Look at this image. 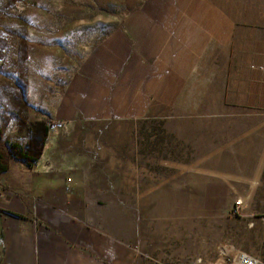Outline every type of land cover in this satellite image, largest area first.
<instances>
[{"label":"rangeland","instance_id":"374dc122","mask_svg":"<svg viewBox=\"0 0 264 264\" xmlns=\"http://www.w3.org/2000/svg\"><path fill=\"white\" fill-rule=\"evenodd\" d=\"M4 5L0 0V264L12 224L4 218L8 203H22L12 187L43 182L61 183L74 210L124 247L116 264H220L262 249L264 91L236 82L239 97H232V73L245 79L241 72L252 67L244 42L218 37V24L253 20L255 11L263 22L264 0ZM125 22L138 32L140 49L125 59L114 88L94 100V84L78 66ZM167 24L175 28L166 38H180L183 56L158 69L151 89L149 29ZM253 41L257 53L264 33ZM67 98L73 101L57 104ZM40 118L50 122L44 137Z\"/></svg>","mask_w":264,"mask_h":264},{"label":"crops","instance_id":"0c3cea01","mask_svg":"<svg viewBox=\"0 0 264 264\" xmlns=\"http://www.w3.org/2000/svg\"><path fill=\"white\" fill-rule=\"evenodd\" d=\"M258 15V11H255L253 20L250 15L247 18L232 17L229 19L230 22L221 23V25L226 26L221 27L223 30L219 29L218 24V37L224 35L227 39H231L236 46L240 44L242 46L244 42L242 49L247 51V59L245 58L244 61L252 67L251 71L248 68L247 74L244 71L241 72L242 77L245 79L233 78V75L237 72L232 73L229 85L234 90L232 92L233 98L239 97L238 93H235L236 88L233 86L236 82H245L247 89H262L264 91V47L258 45L256 53V47L254 46L253 51L252 43L255 40L256 33H264V21L261 22L258 19L260 15ZM261 17L264 19V13ZM219 18V22L223 20H219ZM229 23L230 25H228ZM252 24H254V27ZM171 26L167 24L168 29L166 30L157 27L146 28L150 30V33L151 31L155 32V39L148 42L151 66L154 72L150 77L152 81L150 86L149 84L144 85V89L148 86L151 89L153 88L159 70L165 63H170L171 57L183 56L184 49L181 48L180 38L178 36L177 39L174 36L166 38L168 33L175 28L169 29ZM260 26H262V29ZM122 27L115 28L114 32L106 37L103 43L96 46L87 55L85 61L83 60L81 65L78 66L87 75L86 80L94 84L93 89L96 90L94 100L100 99V96L104 97L112 89L114 82H118V78L123 74L125 59L133 53V50L140 49L138 42L136 45L133 44V38L138 36V32L136 35L135 29L128 22H125ZM220 32H224V34H219ZM252 36H254L253 39ZM259 42L257 41V43ZM261 45L263 46V44ZM138 55V53H135L133 55L134 59L137 57L138 60ZM258 58V63L261 64L259 65L260 68L254 66L256 65L254 62ZM184 59L185 56L182 61L185 63ZM227 82L228 80L226 84ZM74 84L76 83L74 82ZM145 96L146 94L143 96L141 92L137 94V99L144 98L140 102L141 106L145 102ZM72 101L70 100V102ZM70 102L67 98L57 104H69ZM251 102L255 104L253 101ZM47 114L49 115L48 112ZM70 114H72V110ZM46 120L37 119L38 122L43 123V125H40L42 131H39L42 132L43 137L47 131ZM12 188L14 193L22 192L20 197L22 203L17 200V205L14 203L13 207H10L8 201L5 203H8L6 210L8 216L4 218L6 221L12 220V224L9 230L10 234L5 240V258L4 261L2 260V264H116L120 261L124 247L121 244L110 242L104 233L94 229L87 223L83 215L80 216L79 212L74 210V207L71 206V200L66 201L62 197V192H60L61 183L52 188L44 182L37 184L35 187L31 185V188L29 184L27 190H20L18 187ZM258 222L264 225V218ZM262 243V249L258 253L247 254L264 257V239Z\"/></svg>","mask_w":264,"mask_h":264},{"label":"built area","instance_id":"2783aa9c","mask_svg":"<svg viewBox=\"0 0 264 264\" xmlns=\"http://www.w3.org/2000/svg\"><path fill=\"white\" fill-rule=\"evenodd\" d=\"M69 178H67L68 180ZM67 183H65L66 185ZM240 201L237 199L234 202V207L237 208ZM235 213V209L232 210ZM220 264H264V257L253 256L244 252L236 253L231 257H227Z\"/></svg>","mask_w":264,"mask_h":264},{"label":"trees","instance_id":"16d2710c","mask_svg":"<svg viewBox=\"0 0 264 264\" xmlns=\"http://www.w3.org/2000/svg\"><path fill=\"white\" fill-rule=\"evenodd\" d=\"M16 1H18V0H4V3H5V5H4V7L1 9L2 11H5L6 10V8L10 5H12V4H14ZM9 6V7H10ZM23 50H24V48H23ZM15 97V96H14ZM18 97H15L14 99H15V101H16V99H17ZM44 131H45V128H44ZM22 155H23V157H25V154L24 153H22Z\"/></svg>","mask_w":264,"mask_h":264},{"label":"flooded vegetation","instance_id":"af4514ba","mask_svg":"<svg viewBox=\"0 0 264 264\" xmlns=\"http://www.w3.org/2000/svg\"><path fill=\"white\" fill-rule=\"evenodd\" d=\"M46 121H48V122H49V120H46ZM49 123H50V122H49ZM54 123L58 124L59 122L55 121Z\"/></svg>","mask_w":264,"mask_h":264}]
</instances>
